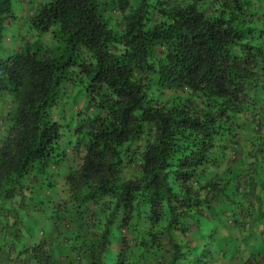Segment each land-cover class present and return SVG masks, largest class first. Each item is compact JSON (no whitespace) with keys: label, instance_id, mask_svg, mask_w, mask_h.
<instances>
[{"label":"trees","instance_id":"obj_1","mask_svg":"<svg viewBox=\"0 0 264 264\" xmlns=\"http://www.w3.org/2000/svg\"><path fill=\"white\" fill-rule=\"evenodd\" d=\"M14 1L0 0V41L17 17ZM112 9L124 16L121 30ZM28 27L13 52L0 49V101H12L0 133V264H133L134 231L141 260L164 242L167 264H219L227 247L225 258L240 253L241 243L216 233L222 217L204 212L245 184V200L228 210L233 226L243 234L248 219L264 221V145L250 153L249 175L212 174L263 84L264 0H50ZM46 33L61 50L44 48ZM73 78L89 101L66 141L54 106ZM128 165L139 173L126 177ZM55 166L67 168V195L42 200L46 207L27 196L41 176L54 186ZM30 200L41 235L20 217ZM194 227L195 245L177 239ZM115 230L122 247L109 261Z\"/></svg>","mask_w":264,"mask_h":264},{"label":"rangeland","instance_id":"obj_2","mask_svg":"<svg viewBox=\"0 0 264 264\" xmlns=\"http://www.w3.org/2000/svg\"><path fill=\"white\" fill-rule=\"evenodd\" d=\"M50 0H23L14 1V7L17 14V17L13 19L11 23H8L4 31V36L0 41V49L4 51L6 48L5 53H10L15 50L16 47L20 45L22 42L21 39H27L30 37L31 31H29L28 27V18L40 5ZM140 0H130L131 5H137ZM107 15L110 18L111 26L116 30H121V28L125 25L124 16L122 13L116 10H109L107 11ZM44 41V48H49L53 50H61L62 46H60V42L53 37L52 34L46 33L43 36ZM262 86L258 87L255 91H251V95L255 97V101L257 103L252 104V108L247 114H244L241 118L238 119L239 126L237 127V131L239 136L233 138L229 144L226 154L223 159H221V166L219 168L212 169V174H218L220 177L228 178L232 175L240 174L241 176L249 175L248 170V163L251 160L250 153L253 151H257L260 145H264V75H261ZM173 90H165L163 92V96L165 98H172L173 97ZM89 101L88 94L85 92L84 85L80 83L79 80L73 78L69 80L65 86L64 93L62 95L61 100L54 106V116L55 119L60 121L63 125V130L65 132V139H70L72 127L75 123L74 115L78 112L83 110ZM11 99H5L0 101V133L5 131L6 123H5V115L8 109L11 106ZM68 146H66L67 148ZM67 152L69 155V164L73 163L72 161V150L70 147L67 148ZM67 171V168L64 166H55L51 168V180L54 183V186L50 188L47 184L48 180L41 176L40 183L37 184V187L34 191H29V196L27 197H34L36 202L41 201V205L47 207L45 202L42 200H47L54 195H59L62 198H65L67 195V188L65 186L64 175ZM139 173L138 165H128L125 169L126 177L136 176ZM257 178L259 181V188L258 191L264 197V159L262 160L261 166L258 170ZM244 179L242 178V181ZM235 184H232L228 187L229 195L234 199H230L226 197L223 202L220 203L219 208L217 210L206 211V217L213 219L214 221L218 217H222V222H217L218 228L222 230L223 233L226 235L231 231L234 235H236L235 241L241 243V256L242 258L247 259L245 264L249 263H256L258 260L257 258L252 257L250 255V249L246 248L250 246V239L252 237V233L249 236V240L247 239L245 243L244 234H241L239 230L233 226L234 221L228 215V210L231 207V201H241L245 200V195L247 192V185L244 184V188L242 191H235ZM29 204V211H20V217L25 222V230L27 225L29 226H36L37 232L39 235L42 234V228H46V225H40L42 222V216L39 215L38 212L33 213L34 211L32 208V201L30 200ZM30 213H33V215ZM219 219V218H218ZM254 223L253 219H248L246 225L251 226ZM27 224V225H26ZM41 226V227H40ZM255 228V235L259 240H263L262 235L264 234V221L260 222L259 224L253 225ZM40 227V228H39ZM234 231V232H233ZM238 231V232H237ZM129 235L128 231L125 232ZM136 234L134 231L133 234L130 235L131 241V251H132V263L133 264H167L168 260L170 259V252L169 246L167 242L165 246L161 249V247L151 248L147 253L144 255L143 260L139 259L140 254L142 253L143 249L141 245L136 243L134 237ZM177 239L181 242L191 240V244L195 245L198 239L194 236V232L190 230L186 234L182 235L177 233ZM114 245L112 249L111 255H109V261H112L113 257L117 252L120 251L122 247V243L120 242V234L118 230H115L114 234ZM60 240L64 243L67 242V239L64 236H61ZM219 244V242H218ZM262 242L258 240L255 241V246H262ZM149 252V253H148ZM262 253H255L254 256L260 257ZM264 254V252H263ZM163 259V260H162ZM146 260V261H145ZM147 262V263H146ZM13 264V263H12Z\"/></svg>","mask_w":264,"mask_h":264},{"label":"crops","instance_id":"obj_3","mask_svg":"<svg viewBox=\"0 0 264 264\" xmlns=\"http://www.w3.org/2000/svg\"><path fill=\"white\" fill-rule=\"evenodd\" d=\"M261 221H257V222H254V223H252V225L251 226H249V225H247L246 226V229L244 230V232H243V234L245 235V238L247 237V236H250V234H251V232H253L252 233V237H251V239H250V246H248V245H246L247 247L246 248H248V249H250V254L251 253H263L264 252V234L262 235V238H263V240H259V237L257 238L256 237V235L254 234L255 233V228H254V226L253 225H255V224H259ZM194 229H195V227L194 228H192V231H194ZM216 233L218 234V236L220 237V238H223V237H227L228 239H229V241H230V243L232 242V240H234L235 238H236V235H234V234H232V232H230L229 234H227L226 235V233H223L222 232V230L219 228H217V230H216ZM249 240V239H248ZM259 241V242H262L263 244H262V246H255V241ZM247 242V241H246ZM245 242V243H246ZM248 243V242H247ZM246 243V244H247ZM231 247H232V245H231ZM229 248L227 247V248H224V252H227V250H228ZM242 251L243 250H241V252L239 253V252H237V255L235 256V255H231L232 256V258H225V256H224V252H223V254H221L222 256H221V258H222V260H219V261H217L219 264H245L246 263V259L244 258V259H242V256H241V253H242ZM226 255H230V253L229 252H227V254Z\"/></svg>","mask_w":264,"mask_h":264}]
</instances>
